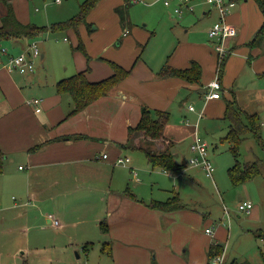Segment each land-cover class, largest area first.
I'll use <instances>...</instances> for the list:
<instances>
[{
	"label": "crops",
	"instance_id": "crops-1",
	"mask_svg": "<svg viewBox=\"0 0 264 264\" xmlns=\"http://www.w3.org/2000/svg\"><path fill=\"white\" fill-rule=\"evenodd\" d=\"M121 1V5L129 2ZM247 1H235L238 7L228 14L227 19L236 30L228 48L237 54L230 53L218 77L217 56L210 44L214 46L215 41L207 36L217 13L204 0H192L193 11H184L180 15L172 10L174 0L168 6L163 5L167 9L163 8L164 14L158 15L156 23L163 22L175 33L160 41L156 55L150 58L152 63L148 59L141 60L140 53L149 41L157 38V33L150 31L146 36L145 32L132 28V33L125 30L119 34L121 22L115 15L116 22L108 34L109 40L101 48L105 51L102 56L90 54L88 50L79 51L68 72L67 67L62 70L47 67L40 74L43 80L38 81L35 74L27 75L24 80L22 75L25 74L0 67V151L4 154L0 172V264H28L31 254L37 255L45 248L53 251L54 248L80 247L86 252L94 242H100L99 251L107 259L99 264L207 263L208 247L217 243L218 228L199 245L193 238L175 236L176 228L188 229V223L182 225L178 221L190 219L193 216L190 210L180 205L170 211H160L150 208L149 204L177 196L178 192L173 185L166 183L165 177H190L185 161H178L183 157L176 148L178 144L189 140L186 163L194 154L189 149L194 136L205 141L208 149V142L204 139L207 134H200L198 130L203 115L210 120H222L225 102L233 99L241 110L258 116L257 110L264 103V37L249 44L263 17L256 12L257 9L260 13L254 1V8ZM2 3L0 17L5 13L4 3L11 5L7 0ZM121 5L114 7V11ZM12 10L16 19L26 24L17 18L13 7ZM196 18L206 20L205 29L200 32L193 29ZM178 28L189 36L183 43L177 39ZM174 37L176 44L172 45ZM22 39L29 43L23 45ZM33 40L9 37L0 42L17 46V52L5 48L7 54L16 55L28 53ZM113 41L118 50H111L109 44ZM37 57L43 59L45 54L38 51ZM0 61H6V54L0 53ZM105 61L127 70L126 76L104 96L68 115L73 108L71 97L68 93L58 92L56 82L86 68L88 81H100L112 73ZM191 62L199 68V82L157 74L164 64L185 69L191 66ZM216 77L221 87L219 97L204 99L206 85ZM184 89L189 91L187 97L194 94L203 97L200 109L197 112L194 108L189 110L188 104V112L195 113L190 115L189 124L179 119L167 121L159 140L161 143H153L154 149L161 148L163 143L169 148L174 146L169 152L175 162L185 167L181 173L173 175L151 168L144 155L133 147L138 134L134 133L128 139L127 129L138 123L141 107L152 112L166 111L169 117L167 109L172 106L174 96H180ZM253 103L258 105L248 110ZM227 129L228 125L225 132ZM74 135L81 137L72 138ZM119 157H127L128 161L114 163ZM136 168L143 176L147 172L158 191L170 196L156 199L161 198L159 193L142 195L140 188L144 181L137 179ZM263 174L264 164L259 176ZM190 180L195 182L193 177ZM177 199L179 203L178 196ZM243 200L252 202V197L245 193ZM254 204L252 202V208ZM54 219L57 225L53 224ZM101 222L105 224L104 230L100 228ZM104 245L109 247L108 252L102 250Z\"/></svg>",
	"mask_w": 264,
	"mask_h": 264
},
{
	"label": "rangeland",
	"instance_id": "rangeland-1",
	"mask_svg": "<svg viewBox=\"0 0 264 264\" xmlns=\"http://www.w3.org/2000/svg\"><path fill=\"white\" fill-rule=\"evenodd\" d=\"M2 1L3 0H0L1 5H3ZM7 1L11 3L17 18L21 22L48 27L52 23L70 19L69 17L75 15L79 11V7L84 0H60V4L58 3L59 5L53 0ZM116 1H119V3L115 4ZM241 2H243V0H238L237 3ZM247 2H249V6H254L252 0ZM234 3L235 6L231 8L230 11H233L236 6L238 7L237 3ZM121 4V0H98L90 7L75 30L67 27L55 30L47 29L39 32L34 37L33 41L39 53L45 54V58L30 57L34 65L33 68L35 73H30L29 71L21 72L18 70L13 72L25 74L22 75L24 76L22 78L24 80H26L27 75L35 74L34 77L39 78L38 81L44 79L40 74L44 72L47 67L48 69L57 70H62L67 67L68 72L74 59L80 54L78 53L80 50L75 48L79 40L84 44V51L88 50L90 54L102 56L105 51L101 50V48L106 43L107 39L109 40L108 34L112 30V24L116 22V16L119 17V15L122 18V21H120L119 34L125 30L126 32L129 30V33H132V28L145 32L146 36L150 31H155L157 33V38L149 41L143 52L140 53L141 60L148 59V61L151 62L150 58L154 57L157 53V49L160 48V41L175 33L174 29L171 30L168 26H164L163 22L156 23L158 15L164 14V9L167 8L163 7L162 2L159 0H138V2L135 3H131V0H129L126 6ZM119 5L122 7L121 11L115 12L113 8ZM147 5H149V7ZM256 12L261 17L257 9ZM194 13L196 14V8L194 9ZM227 17L228 15L226 16V21L230 23ZM205 21V18L194 19L195 23L193 24V29L198 32L205 29ZM93 27H95V29H92ZM183 31V29H176L177 39H179L180 43H183L189 37L184 34ZM63 38H65V40H63ZM231 38L226 40L225 47L228 48V43ZM174 39L172 45L176 44V38L174 37ZM21 41L25 46L29 43V41L25 43V39ZM262 42H264V40ZM111 43L109 44L112 47H110L111 50H114V48L115 50L119 49V47L116 48L115 41ZM210 44L213 49V43ZM0 45L11 52L18 51L17 46H13L9 42L1 41ZM87 46L88 48H86ZM261 46L263 47V43ZM172 49L171 47L170 51H172ZM229 50L231 53H235L234 50ZM236 54L237 52L234 55ZM228 56L224 59L223 67ZM105 62L107 63V61ZM215 63V66H217V57ZM184 90L185 91L180 94V96L177 94L174 96L172 106L167 109V111H170L168 122L179 119L183 120L185 124H189V121H191L189 118L190 115H195V113L188 112L187 105L190 104L196 112L200 109L203 103V97H196L193 91L192 94L194 95H189L187 97L189 91L186 89ZM33 97H36V95ZM256 105H258V103H253L247 109L251 110L253 106ZM257 113L260 124V143L253 141L250 137H246L241 141L237 156V160L241 163L264 158V103L258 108ZM226 125L227 122L223 119L210 120L204 115L199 120L198 130L200 134H207L206 137L204 136V139L208 142L207 157L210 159L214 169L212 178L207 177L201 168L186 163L188 155L187 146L189 144L188 139L176 146L180 155L184 157V159L183 157L179 158L178 161H185L186 167L188 168L187 175L193 177L195 182L190 180L188 176H184L181 179H167L166 177L164 179L167 181L166 183L169 182L170 185H173L176 192H178L179 204L182 205L183 208L190 210L193 215L187 221L183 222L182 219L178 221L182 225L185 223L189 225H187V230H181L180 227L176 228L175 236L183 239L193 238L194 241H198L200 245V241H204L205 237L208 238L209 236L203 232L205 228L210 229L211 232L218 228L219 231L217 233L219 236L215 239H217V244L223 249L221 254H218L222 257L223 264H229L232 261L238 264H264V247L260 236L264 230V174L248 180L245 185H242V183L232 184L229 181L226 170L234 163V159L229 152L230 146L228 143L221 140L226 134ZM154 143L160 144L161 142L159 140H154ZM173 147L174 146L170 147L169 151H172ZM148 169L150 168L148 167ZM147 174L146 172V176H143L139 169H137V179H139L140 182L144 181L143 186L140 188L142 195L159 193L161 198L156 199H166L168 195L170 196L169 193L162 194L159 192L156 187L157 185L152 182L153 179ZM245 193L251 196L252 202L255 203V207L247 214L237 209V205L242 200V197L245 196ZM99 248L100 242L92 243V245L87 248L86 252L82 251L80 247L54 248L53 251H49V248H45V250H41L37 255L31 254L28 264H99L101 261L107 260L106 256L99 251ZM184 248L186 247L184 246Z\"/></svg>",
	"mask_w": 264,
	"mask_h": 264
},
{
	"label": "trees",
	"instance_id": "trees-1",
	"mask_svg": "<svg viewBox=\"0 0 264 264\" xmlns=\"http://www.w3.org/2000/svg\"><path fill=\"white\" fill-rule=\"evenodd\" d=\"M4 1L5 0L2 2ZM96 1L97 0H84L79 7V11L74 16L62 22L52 23L48 27L20 23L16 19L11 5L9 3H4L5 13L0 17V40L9 37L32 39L39 32L47 29L55 30L70 27L75 30L78 23L83 20L90 7H92ZM253 1L260 11L263 20L249 45L261 40L264 35V0ZM126 5L127 4L125 3L124 6ZM121 8L122 7L117 8L116 11H121ZM119 19L122 21L120 15ZM75 48L84 53L83 46L80 42ZM107 62L112 69V73L100 81H88L85 77V72L87 71L86 68V70L80 71L56 82V90L60 93H68L71 97L73 108L68 115L83 109L98 97L104 96L112 86L126 76L127 70L113 62ZM223 62L224 60L218 65V74L222 71ZM157 74L160 76L180 77L187 82H199V68L193 62H191L189 68L185 69H176L164 64ZM222 119L227 122L228 129L221 140L228 143L230 146L229 152L234 159V163L226 170L229 181L232 184H240L259 176L262 171V165L264 164V158L243 163L237 160L238 147L241 141L246 137H250L253 141L260 143V124L258 116L254 113H248L241 110L240 106H238L235 100L232 99L225 102ZM167 120L168 113L166 111L156 110L152 112L146 107H141L139 121L134 127L127 129V137L130 139L134 133L138 134L133 147L144 155L151 168H157L173 175H177L183 171L185 166L184 164H179L174 161V158L168 150V144L164 145L163 143V146H160L161 148L159 149L153 148V141L162 138L163 128ZM71 137L79 138L81 136L74 135ZM3 158L4 154L0 151V172L2 171ZM179 206L180 204L178 203L176 194L167 198L165 201H155L149 204L150 208L160 211H170ZM100 228L102 230L105 229V224L103 222L100 223ZM260 236L264 247V230ZM104 247L105 248H102V250L108 252L109 247L107 245H104ZM222 251L223 249L220 245L217 243H211L208 247L206 264H209L211 257L221 254ZM229 264L238 263L232 261Z\"/></svg>",
	"mask_w": 264,
	"mask_h": 264
},
{
	"label": "built area",
	"instance_id": "built-area-1",
	"mask_svg": "<svg viewBox=\"0 0 264 264\" xmlns=\"http://www.w3.org/2000/svg\"><path fill=\"white\" fill-rule=\"evenodd\" d=\"M56 3H59L60 0H53ZM138 1V0H131ZM162 2L163 5L168 6L171 0H159ZM175 5L173 6L172 10L174 14L180 15L182 12H192L194 3L192 0H174ZM204 2L213 8L217 13L216 21L211 25V27L207 31V36L210 39L215 41L214 43V51L217 56V67H216V75L218 77V65L222 62L231 52L230 50L225 47L226 40L235 36L236 30L235 27L226 21V16L229 14L231 8L234 7L235 1L233 0H204ZM1 54H6V61H0V67L3 66L6 68L7 71H29L33 72V63L31 62L30 57H37L38 51L35 48V44L31 43L29 46L28 53H19L16 55L7 54L4 48H0ZM214 78L206 85V90L203 93L204 99H211V98H218L219 91L221 89L220 83L218 79ZM37 100H33L36 102ZM189 110H193L191 105L188 106ZM189 149L194 154L188 159V164L192 166H200L205 175L207 177L212 178L213 166L210 160L207 157V143L198 137L194 136L191 144L189 145ZM105 157V155H102ZM128 158H117L114 163L116 164H123L127 162ZM133 172V171H132ZM135 173V172H133ZM252 208V202L250 200H243L238 203L237 209L240 212L247 214ZM54 225H57V220L52 221ZM204 232L207 235H212L210 229H205ZM209 264H223L222 257L220 255H216L210 258Z\"/></svg>",
	"mask_w": 264,
	"mask_h": 264
}]
</instances>
